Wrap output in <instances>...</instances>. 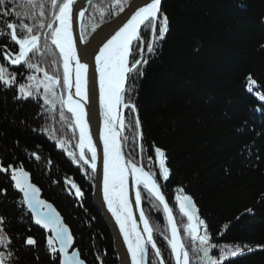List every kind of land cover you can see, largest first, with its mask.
<instances>
[{
	"label": "trees",
	"instance_id": "trees-1",
	"mask_svg": "<svg viewBox=\"0 0 264 264\" xmlns=\"http://www.w3.org/2000/svg\"><path fill=\"white\" fill-rule=\"evenodd\" d=\"M113 4L114 0H103L88 8L83 20L88 24L86 35L100 23L101 11L105 21L116 15ZM161 7L169 17V32L144 66V77L134 96L142 143H154L166 150L172 170L170 180L164 183L166 198L175 208V190L184 187L200 208L219 248L227 250L226 244L264 246V105L245 88L248 74L264 85V0H164ZM110 10L111 17L107 14ZM144 39H149L147 34ZM0 43H7V39ZM52 58L58 59V52ZM42 66L53 71L48 64ZM19 71L29 74L23 67ZM59 74L62 77V67ZM18 79L25 80L22 76ZM13 95L0 92V156L10 149L6 162H12L13 155L16 163L23 162L43 197L72 230L87 264H98L97 250L107 252L106 264H117L109 228L91 199L93 174L89 170L85 175L67 155L74 152L78 157L77 132L69 127L70 119H60L59 104L54 109L48 105L41 108L31 98L14 100ZM125 117L131 119L129 110ZM42 127L49 129L51 138L49 132L33 131ZM124 134L131 135L128 131ZM59 139L66 141L63 149L58 146ZM33 151L40 153L41 161L30 157ZM148 154L143 153L145 164ZM49 158L51 166L47 164ZM72 183L81 187L83 197L75 196ZM11 185L0 174V188H7L8 200L14 201L21 195ZM158 208L143 203L150 224L163 230V235L154 232V239L173 264L164 239L169 236L165 215L162 207ZM6 212L12 220L10 231L34 236L40 242V264H51L44 251L48 234L28 217L26 223H18L22 211L15 204H7ZM174 214L184 236L187 221L175 209ZM219 248L212 254L219 256ZM243 252L223 264H264V248ZM25 259L27 264H34L31 253Z\"/></svg>",
	"mask_w": 264,
	"mask_h": 264
},
{
	"label": "snow or ice",
	"instance_id": "snow-or-ice-1",
	"mask_svg": "<svg viewBox=\"0 0 264 264\" xmlns=\"http://www.w3.org/2000/svg\"><path fill=\"white\" fill-rule=\"evenodd\" d=\"M161 4L162 0H144L133 6L131 0H114L111 7L117 16L125 12V5L131 15L110 37L97 42V30L106 23L103 11L100 12V23L91 27V34H85L88 24L81 23L88 15L86 5L92 6V0L84 3L81 0H19V3L17 0H0V40L7 39V43H0V92H14V100L31 98L41 108L48 105L54 109L60 105V119H70L69 127L79 132L78 157L74 152H67V155L85 175L90 170L99 179L102 169V185L98 183L97 188L123 235L130 264H171V259L165 257L154 239V232L163 235V230L159 225L150 224L142 206L145 201L157 211L158 205L162 206L171 234L164 239L170 246L175 264H223L227 258L245 253L239 245L234 249L229 246L226 250L213 242L208 224L201 217L193 197L182 186L175 190L174 197L175 205L187 221L183 225L186 239L180 236L173 206L163 191V182L172 176L166 150L154 143L147 146L142 143V125L134 96L139 80L144 77V66L169 32V17ZM93 10H96L94 6ZM107 14L111 17L112 11ZM78 27L80 34L77 36ZM145 34L149 37L147 41ZM57 51L58 59L52 58ZM42 64H48L53 71L50 73ZM9 66L16 70H10ZM21 67L29 74L19 71ZM61 67L62 77L59 74ZM34 73H43V78ZM96 73L103 128L100 139L94 142L91 132L93 112L88 102L94 93ZM21 76L27 83L18 79ZM245 88L260 105H264V85H260L252 74L246 77ZM41 98L43 104H40ZM122 108L131 112V119L121 113ZM33 131L49 132V129L42 127ZM126 131L131 135H125ZM49 136L51 138L50 132ZM65 142L59 139L58 146L63 149ZM15 144L20 147L19 141ZM126 147L128 151H125ZM8 151L11 150L7 149L5 155L0 156V174L14 182L12 188L22 193V197L10 201L8 189L0 188V264H27L25 256L28 253L32 254L34 264H40V242L34 236L10 231L12 220L6 212L9 203L22 211L17 217L18 223H26L25 217H28L35 225L48 230L50 234L45 237L44 251L51 264H87L81 250L74 247L76 238L72 230L53 204L40 198L41 189L30 181V173L24 169L23 162L16 163L15 155L12 162H6ZM23 151L28 153L29 150L24 148ZM145 152L149 153L147 164ZM29 155L36 161L42 160L37 151ZM47 164L52 165L50 158ZM65 183L69 181L66 179ZM71 188L75 189L77 198L84 196L77 184L72 183ZM133 207L140 210L142 231L133 219ZM27 231H31V226ZM216 248H219V256L211 254ZM256 248L264 246L257 245ZM249 251L253 249L249 247ZM106 255V251H96L98 264H106Z\"/></svg>",
	"mask_w": 264,
	"mask_h": 264
},
{
	"label": "water",
	"instance_id": "water-1",
	"mask_svg": "<svg viewBox=\"0 0 264 264\" xmlns=\"http://www.w3.org/2000/svg\"><path fill=\"white\" fill-rule=\"evenodd\" d=\"M98 1H101V0H92V3L98 2ZM84 2H85V0H81V3H84ZM131 2L133 4V6H135V5L142 4L144 2V0H131ZM163 2H164V0H162V3ZM86 7H89V5H86ZM125 9L126 10H125L124 13H120L118 16L116 15L113 19H111V20H109L106 23H103L101 25V27L97 30V32H98L97 42L100 39H103L105 37H110V35L114 32V30H116L123 22L126 21V19H128L130 17L131 10L127 8V5L125 6ZM82 22L83 21H81V23ZM79 34H80V30H79V27H78L75 35L78 36ZM90 63H92V61H90ZM88 103H89V106L91 107L92 112H93L92 121H91V132L93 133V140H94V142H96L97 140L100 139L99 133H100V131L103 128V115H102V109L100 108V103H99V78H98V73H96L95 85H94V93L92 94L91 99L89 100ZM126 110H128V109H123L122 108L121 109V113L123 115H125L126 114ZM76 131H77V134H78V137H79L78 129H76ZM101 144H102V142H101ZM77 150H78V155H79L78 146H77ZM93 175H94V185H93V189H92V193H91L92 202L97 207V209L100 211L103 219L105 220V222H106V224H107V226L109 228V231H110L112 239H113V246H114V250H115V254H116V257H117L118 264H130V256H129L128 252H127V245H126V243L124 241L123 235L119 231V226L117 225V223L115 221V218L107 210L106 203L103 201V198H102V192L97 188V184L98 183L102 185V169L100 170V178L99 179H97V174L96 173H93ZM30 181L32 183H34L32 178H31V175H30ZM12 183H14V182H12ZM18 194H20L22 196V193L18 192ZM40 198L45 200L47 203H51V202L47 201L43 197V192L42 191H40ZM176 209L179 212L178 205H176ZM198 209H199V212H200V215H201L200 208L198 207ZM139 211H140L139 209L133 207V219H135L137 221L138 230L142 231L144 225H143V222L139 220ZM62 220L65 223L63 217H62ZM166 222H167V220H166ZM175 222H176V219H175ZM37 226H39V225H37ZM39 228H41L42 230H44L48 234H50L48 232V230L43 229L42 226H39ZM168 231H169V237H170V235H171L170 234V230H168ZM144 235L146 236L147 234L144 233ZM74 247H76V245H74ZM173 260H174V258H173ZM174 264H175V262H174Z\"/></svg>",
	"mask_w": 264,
	"mask_h": 264
},
{
	"label": "rangeland",
	"instance_id": "rangeland-1",
	"mask_svg": "<svg viewBox=\"0 0 264 264\" xmlns=\"http://www.w3.org/2000/svg\"><path fill=\"white\" fill-rule=\"evenodd\" d=\"M103 24V23H102ZM101 24V25H102ZM38 78H41V77H38ZM24 83H27V81H26V79L24 80ZM41 91H42V89H41ZM65 111H66V109H65ZM67 112V111H66ZM126 112H127V110H126ZM69 114V113H68ZM70 115V114H69ZM125 116H126V114H125ZM77 132V131H76ZM77 138H78V135H77ZM77 143H78V141H77ZM77 153H78V150H77ZM237 245H239L240 246V248L242 249V250H245V249H248L249 247H245V245H240V244H232V245H228V244H226V246H227V248L229 247V246H231V248L232 249H234L235 248V246H237ZM256 247H254V248H252V249H255Z\"/></svg>",
	"mask_w": 264,
	"mask_h": 264
},
{
	"label": "bare ground",
	"instance_id": "bare-ground-1",
	"mask_svg": "<svg viewBox=\"0 0 264 264\" xmlns=\"http://www.w3.org/2000/svg\"><path fill=\"white\" fill-rule=\"evenodd\" d=\"M126 6V5H125ZM116 16V15H115ZM115 16H113L112 18H110V19H108L107 21H109V20H111V19H113ZM106 21V22H107ZM58 52V51H57ZM197 204V203H196ZM111 234V233H110ZM112 237V236H111ZM112 241H113V239H112ZM113 248H114V246H113ZM114 252H115V250H114ZM117 258V257H116ZM117 264H118V261H117Z\"/></svg>",
	"mask_w": 264,
	"mask_h": 264
}]
</instances>
